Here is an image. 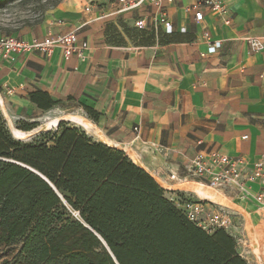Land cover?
<instances>
[{
  "label": "crops",
  "instance_id": "1",
  "mask_svg": "<svg viewBox=\"0 0 264 264\" xmlns=\"http://www.w3.org/2000/svg\"><path fill=\"white\" fill-rule=\"evenodd\" d=\"M100 2L63 0L21 36L5 35L44 41L75 32L89 45L84 59L75 53L66 61L60 49L50 58L0 56V112L8 126L46 117L54 120L51 129L64 120L63 107L91 108L97 120L68 121L126 153L168 199L182 195L232 213L235 226L227 232L238 253L248 264H264V211L253 195L210 188L188 175L199 153L242 157L250 165L264 156V51L250 46L252 39L264 42V0H223L226 15L205 10L201 23L186 12L193 0L165 5L173 33L156 22L162 15L154 6L112 15L114 0ZM139 20L145 30L136 28ZM204 31L221 42L216 54H206ZM42 90L56 103L50 110L29 96Z\"/></svg>",
  "mask_w": 264,
  "mask_h": 264
},
{
  "label": "trees",
  "instance_id": "2",
  "mask_svg": "<svg viewBox=\"0 0 264 264\" xmlns=\"http://www.w3.org/2000/svg\"><path fill=\"white\" fill-rule=\"evenodd\" d=\"M29 96L56 105L47 91ZM0 245L19 248L16 264H248L233 236L189 221L123 151L68 121L17 140L1 112Z\"/></svg>",
  "mask_w": 264,
  "mask_h": 264
},
{
  "label": "built area",
  "instance_id": "3",
  "mask_svg": "<svg viewBox=\"0 0 264 264\" xmlns=\"http://www.w3.org/2000/svg\"><path fill=\"white\" fill-rule=\"evenodd\" d=\"M184 0H114L116 10L112 15L130 13L144 6H154L162 15L156 21L164 24L168 33H173V26L167 20L163 9L165 5L181 3ZM87 7L86 11H91ZM205 10L225 16L227 11L223 0H193L186 6V12L193 13L196 23H201L205 18ZM232 20L225 18V24L230 25ZM136 28L145 30L147 25L144 20L136 22ZM185 31V29L183 30ZM203 38L208 44L206 54H216L221 49V42L212 40L208 31L203 32ZM254 53L264 51V42L260 39L250 41ZM88 43H79L77 34L69 32L56 37H47L44 41L26 40L15 36L0 35V56L14 57L21 54H39L50 58L57 49L63 53L67 61L77 53L80 59H84V52L88 49ZM246 138V137H245ZM188 175L201 181L210 188L231 187L240 194L253 195L255 205L264 211V156L256 160L252 165L242 157H231L220 153H199L190 163ZM175 178V176H172ZM257 187L254 190L253 187ZM178 209L203 231L211 234L217 229L229 231L235 226L232 213L222 208H217L208 202L188 197H174L171 199ZM241 241L240 237H236Z\"/></svg>",
  "mask_w": 264,
  "mask_h": 264
},
{
  "label": "rangeland",
  "instance_id": "4",
  "mask_svg": "<svg viewBox=\"0 0 264 264\" xmlns=\"http://www.w3.org/2000/svg\"><path fill=\"white\" fill-rule=\"evenodd\" d=\"M63 0H11L0 2V33L4 35H18L42 21L44 15L49 10L56 7ZM113 0H101L100 3L108 4ZM62 121H68L69 116L89 117L88 112L80 105L74 104L63 107L60 112ZM46 117L39 118V126L30 134H26L17 129V127H9L11 133L18 139L23 141H31L41 133L55 130L57 127L53 121H48ZM70 122V121H68ZM76 127L82 128L80 125L70 122ZM83 129V128H82ZM17 247H5L0 245V264H16L14 257L18 253Z\"/></svg>",
  "mask_w": 264,
  "mask_h": 264
},
{
  "label": "water",
  "instance_id": "5",
  "mask_svg": "<svg viewBox=\"0 0 264 264\" xmlns=\"http://www.w3.org/2000/svg\"><path fill=\"white\" fill-rule=\"evenodd\" d=\"M12 135H13V133H12ZM13 137H14L15 139H17V140H21V139H18L17 137H15V135H13Z\"/></svg>",
  "mask_w": 264,
  "mask_h": 264
}]
</instances>
